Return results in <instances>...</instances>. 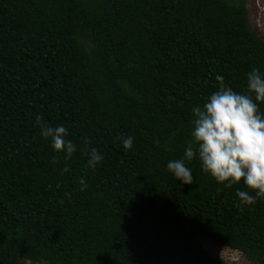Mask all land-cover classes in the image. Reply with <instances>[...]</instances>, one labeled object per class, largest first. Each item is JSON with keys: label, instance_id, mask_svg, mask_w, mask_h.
Here are the masks:
<instances>
[{"label": "trees", "instance_id": "obj_1", "mask_svg": "<svg viewBox=\"0 0 264 264\" xmlns=\"http://www.w3.org/2000/svg\"><path fill=\"white\" fill-rule=\"evenodd\" d=\"M252 67L247 0H0V264H238L201 237L264 264V197L241 205L254 191L195 158L191 185L166 168L216 76L247 92ZM36 115L67 128L68 159Z\"/></svg>", "mask_w": 264, "mask_h": 264}, {"label": "clouds", "instance_id": "obj_2", "mask_svg": "<svg viewBox=\"0 0 264 264\" xmlns=\"http://www.w3.org/2000/svg\"><path fill=\"white\" fill-rule=\"evenodd\" d=\"M216 80L217 89L202 105L191 108L190 138L183 155L169 160L166 168L182 184L191 185L194 178L187 162L198 159L201 171L225 188L242 180L255 195L242 189H237L235 195L241 205L254 204L257 197H264V113L259 110V103L264 102V73L256 67L246 73L247 92L233 90L220 75ZM35 122L40 137L48 140L53 152H63L68 159L76 151L64 125L42 122L39 115ZM122 145L130 149L133 138H123ZM87 155L89 167L94 168L103 159L95 147Z\"/></svg>", "mask_w": 264, "mask_h": 264}, {"label": "rangeland", "instance_id": "obj_3", "mask_svg": "<svg viewBox=\"0 0 264 264\" xmlns=\"http://www.w3.org/2000/svg\"><path fill=\"white\" fill-rule=\"evenodd\" d=\"M249 10V22L252 29L264 38V0H247ZM201 243L215 258H222L227 262H236L238 264H257L247 259V257L237 250L230 249L226 246L217 244L207 237H201ZM25 264H46L33 263L25 261Z\"/></svg>", "mask_w": 264, "mask_h": 264}]
</instances>
